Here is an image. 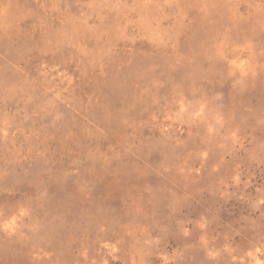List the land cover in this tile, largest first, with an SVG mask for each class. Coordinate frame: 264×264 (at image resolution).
<instances>
[{
  "label": "rangeland",
  "instance_id": "rangeland-1",
  "mask_svg": "<svg viewBox=\"0 0 264 264\" xmlns=\"http://www.w3.org/2000/svg\"><path fill=\"white\" fill-rule=\"evenodd\" d=\"M0 264H264V0H0Z\"/></svg>",
  "mask_w": 264,
  "mask_h": 264
}]
</instances>
